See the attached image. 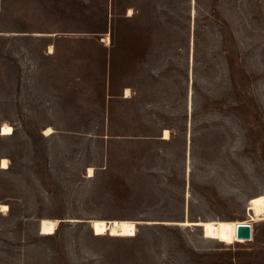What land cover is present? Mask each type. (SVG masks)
Listing matches in <instances>:
<instances>
[{
    "label": "rangeland",
    "instance_id": "1",
    "mask_svg": "<svg viewBox=\"0 0 264 264\" xmlns=\"http://www.w3.org/2000/svg\"><path fill=\"white\" fill-rule=\"evenodd\" d=\"M63 4L0 0V264H264V0Z\"/></svg>",
    "mask_w": 264,
    "mask_h": 264
},
{
    "label": "bare ground",
    "instance_id": "2",
    "mask_svg": "<svg viewBox=\"0 0 264 264\" xmlns=\"http://www.w3.org/2000/svg\"><path fill=\"white\" fill-rule=\"evenodd\" d=\"M130 89H125V96L129 95ZM51 128L45 129V134L51 133ZM13 133V127L7 123H3L0 126V135H11ZM169 137L168 130L164 131V138ZM0 168L5 169L8 168V160L6 158H2L0 160ZM88 172L91 174L92 168L88 169ZM8 208L6 205L1 204L0 211H6ZM91 228L93 231V234L96 236L108 234L112 237H131L136 234V228L138 221L131 220V219H111V220H105V219H90ZM240 223H249L245 221H233L232 224V235L237 240H243L238 239L236 237V226ZM196 225L204 227V230H202L203 237L205 238H218L222 234V229L220 228V222L213 221V220H205V221H199L196 222ZM251 225V224H250ZM58 226V219H42L39 223V233L41 235H51L55 232Z\"/></svg>",
    "mask_w": 264,
    "mask_h": 264
},
{
    "label": "trees",
    "instance_id": "3",
    "mask_svg": "<svg viewBox=\"0 0 264 264\" xmlns=\"http://www.w3.org/2000/svg\"><path fill=\"white\" fill-rule=\"evenodd\" d=\"M63 2V6L65 9H69L70 12L67 14L69 17H82L84 14L85 7L82 5L81 11L78 8H80V0H61ZM89 8V7H88ZM87 19H89V23H92V19L89 16H86ZM106 25H107V19L106 17H102L100 21L96 22L94 25H88L87 30L92 33H103L106 30ZM113 39V38H112ZM114 60H111V67L112 71H114V66H113ZM112 73V72H111Z\"/></svg>",
    "mask_w": 264,
    "mask_h": 264
},
{
    "label": "water",
    "instance_id": "4",
    "mask_svg": "<svg viewBox=\"0 0 264 264\" xmlns=\"http://www.w3.org/2000/svg\"><path fill=\"white\" fill-rule=\"evenodd\" d=\"M87 222L91 226L90 221L88 220ZM189 226L198 227L201 230H204V227H201V226H198V225H189ZM251 230H252V228H251L250 223L237 224V226H236V237L238 239L250 240V238H251Z\"/></svg>",
    "mask_w": 264,
    "mask_h": 264
},
{
    "label": "crops",
    "instance_id": "5",
    "mask_svg": "<svg viewBox=\"0 0 264 264\" xmlns=\"http://www.w3.org/2000/svg\"><path fill=\"white\" fill-rule=\"evenodd\" d=\"M1 136V135H0ZM4 136H9V135H4Z\"/></svg>",
    "mask_w": 264,
    "mask_h": 264
}]
</instances>
